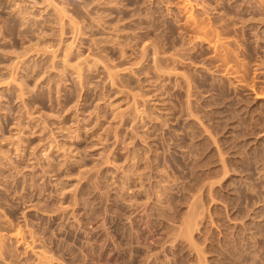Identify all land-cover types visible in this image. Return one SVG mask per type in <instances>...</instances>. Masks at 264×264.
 <instances>
[{
  "label": "rangeland",
  "instance_id": "374dc122",
  "mask_svg": "<svg viewBox=\"0 0 264 264\" xmlns=\"http://www.w3.org/2000/svg\"><path fill=\"white\" fill-rule=\"evenodd\" d=\"M0 264H264V0H0Z\"/></svg>",
  "mask_w": 264,
  "mask_h": 264
}]
</instances>
